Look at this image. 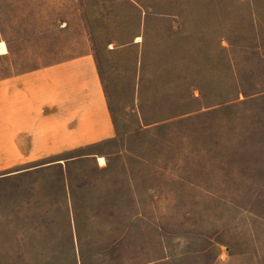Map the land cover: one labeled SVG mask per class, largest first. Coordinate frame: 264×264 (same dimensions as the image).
I'll return each mask as SVG.
<instances>
[{
  "label": "rangeland",
  "instance_id": "obj_1",
  "mask_svg": "<svg viewBox=\"0 0 264 264\" xmlns=\"http://www.w3.org/2000/svg\"><path fill=\"white\" fill-rule=\"evenodd\" d=\"M1 42L95 51L143 130L61 156L67 204L0 182V264H264V0H0Z\"/></svg>",
  "mask_w": 264,
  "mask_h": 264
},
{
  "label": "crops",
  "instance_id": "obj_2",
  "mask_svg": "<svg viewBox=\"0 0 264 264\" xmlns=\"http://www.w3.org/2000/svg\"><path fill=\"white\" fill-rule=\"evenodd\" d=\"M5 48L0 56L10 57ZM139 86L138 81L133 98L139 97ZM111 88L92 50L5 71L0 77V182L24 180L28 198L44 195L40 205L49 202L44 197H51L48 188L53 187L67 204L68 159L61 156L143 130L140 124L132 132H120ZM35 175L40 179L34 180ZM42 213L51 217L49 209Z\"/></svg>",
  "mask_w": 264,
  "mask_h": 264
},
{
  "label": "bare ground",
  "instance_id": "obj_3",
  "mask_svg": "<svg viewBox=\"0 0 264 264\" xmlns=\"http://www.w3.org/2000/svg\"><path fill=\"white\" fill-rule=\"evenodd\" d=\"M0 50L2 51V50H6V48H5V46H4V44L1 42V44H0Z\"/></svg>",
  "mask_w": 264,
  "mask_h": 264
}]
</instances>
